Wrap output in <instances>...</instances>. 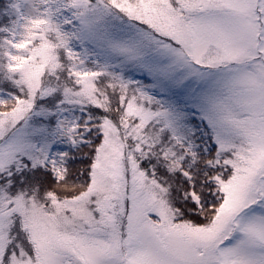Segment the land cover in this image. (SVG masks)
I'll use <instances>...</instances> for the list:
<instances>
[{"label": "snow or ice", "instance_id": "snow-or-ice-1", "mask_svg": "<svg viewBox=\"0 0 264 264\" xmlns=\"http://www.w3.org/2000/svg\"><path fill=\"white\" fill-rule=\"evenodd\" d=\"M0 264H264V0H0Z\"/></svg>", "mask_w": 264, "mask_h": 264}]
</instances>
